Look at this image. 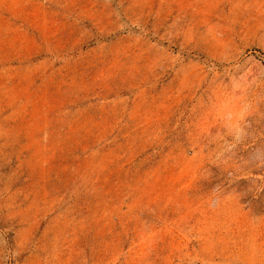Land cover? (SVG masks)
Segmentation results:
<instances>
[{
    "label": "rangeland",
    "instance_id": "374dc122",
    "mask_svg": "<svg viewBox=\"0 0 264 264\" xmlns=\"http://www.w3.org/2000/svg\"><path fill=\"white\" fill-rule=\"evenodd\" d=\"M0 264H264V0H0Z\"/></svg>",
    "mask_w": 264,
    "mask_h": 264
}]
</instances>
